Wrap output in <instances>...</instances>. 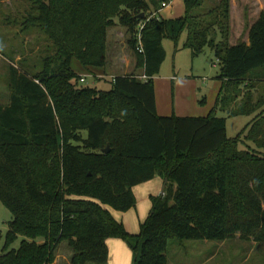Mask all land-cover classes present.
I'll return each mask as SVG.
<instances>
[{
  "label": "trees",
  "instance_id": "1",
  "mask_svg": "<svg viewBox=\"0 0 264 264\" xmlns=\"http://www.w3.org/2000/svg\"><path fill=\"white\" fill-rule=\"evenodd\" d=\"M25 1L20 32L38 31L46 44L32 72L8 67L0 104V202L11 214L0 264H52L61 243L70 264H106L108 238L126 243L132 264H167L170 241L264 242V11L247 42L230 44L229 0L203 10L204 0H182L183 15L169 19L157 15L167 0ZM114 18L140 73L115 75L108 90L77 85L73 61L86 72L104 67ZM182 34L180 48L193 58L207 47L219 65L206 116L155 111L162 41L176 52ZM236 116L249 121L227 137L226 118ZM156 176L163 193L149 196L146 218L128 233L104 207L133 208L132 187Z\"/></svg>",
  "mask_w": 264,
  "mask_h": 264
},
{
  "label": "rangeland",
  "instance_id": "2",
  "mask_svg": "<svg viewBox=\"0 0 264 264\" xmlns=\"http://www.w3.org/2000/svg\"><path fill=\"white\" fill-rule=\"evenodd\" d=\"M217 0H204L203 6L199 10L206 9L216 3ZM171 3L181 10L183 14L182 0H172ZM170 3V4H171ZM28 9V3L25 0H0V104H6L9 98V89L7 85L8 67L13 65L18 69L26 67L32 72L38 68V57L44 53L46 42L44 37L35 30L28 33L20 32V16ZM261 11H264V0H229V38L228 42L234 44L238 40H245L247 29L251 21ZM115 23L117 19L114 18ZM118 31L123 34L116 46L114 42V33ZM185 34H182L179 40V47L184 40ZM128 36L125 29L119 23L107 29L106 39V62L102 68H91L89 72L77 69L78 65L73 61V67L78 71V79L83 78L84 82L77 81V85L92 86L99 90H108L110 82L115 75L121 74H139L140 69L136 68V59L126 43ZM113 46V47H112ZM162 46L165 51V59L161 64L162 75H169L174 68L179 71L181 78V100L190 104L187 98H183L191 88L196 92L200 88L201 96L211 86L219 73V65L216 57L209 48L191 57L188 50H173V44L169 40H163ZM24 59L19 65V59ZM113 58V65H112ZM204 78L205 81H202ZM212 91L207 92L208 101L213 103ZM179 96V97H180ZM180 101V99L178 98ZM209 105V107L211 106ZM218 117H225L219 110L215 113ZM249 121V117L236 116L226 118V135L234 137ZM252 147L253 144L247 142ZM240 147L244 148L243 145ZM149 207L142 210V219L135 221L137 231L139 225L146 218ZM11 219L10 212L0 202V250L5 242V235L8 229L7 223ZM123 244L124 241L117 239ZM19 239L15 240L10 248L18 246ZM124 247V246H123ZM107 248V247H106ZM168 264H264V242L256 243L249 240L240 239L235 236L233 239L225 241H193L185 240L181 244L170 241L168 244ZM125 253L128 254L126 248ZM56 264H67L69 250L65 244H60L56 249ZM129 258L125 261L124 256L119 252H110L107 249L106 264H131Z\"/></svg>",
  "mask_w": 264,
  "mask_h": 264
},
{
  "label": "crops",
  "instance_id": "3",
  "mask_svg": "<svg viewBox=\"0 0 264 264\" xmlns=\"http://www.w3.org/2000/svg\"><path fill=\"white\" fill-rule=\"evenodd\" d=\"M180 13H181V10H179L178 7L176 8L175 5L171 3L168 7L162 8L161 10H159L157 15L161 18L169 19V18H176V17L182 16L183 14L181 15ZM183 13H184V6H183ZM257 16L251 21L250 24H252L256 20ZM120 36H121V40H123L122 39L123 34L121 32L116 31L114 33V42L116 46H118L117 42L119 41ZM106 39H107V36H106ZM244 41L247 42V39H245ZM178 49H182V48L178 47ZM112 65H113V58H112ZM161 70L162 68L160 67L159 73L153 77L155 111L158 116H170V115L206 116L209 113V111L213 109L215 100H216V97H217V94L219 92L221 82H222V80L217 79V76H216V80H214L212 83L211 90L207 89L206 91V93L208 92L209 94H210V91H212L211 92L212 98H213L212 105L210 104V101H208L207 99L208 95L204 92L203 96H201L199 87H197L196 92H194V90L191 88V86L193 85V80L187 79V82L191 81L192 83L190 85L189 92H187V94L183 96L184 99L187 98L188 101L190 102V104L186 106V103L183 101V99L181 100V96H180V93L184 89V87H182L180 84L181 78H179L178 76L179 71L177 70L175 71V69L173 68L171 74L162 75ZM172 77H174V79H172ZM202 81H205L204 78L202 79ZM258 81H259L258 83H264V79H262L261 82H260V79ZM178 98L180 99V101L178 100ZM209 105L211 106L209 107ZM216 111H218L217 108L215 109V113ZM165 183H166L165 179H163L160 176H156L148 181H145V182H142L140 184L133 186L132 192L135 197V206L125 212H118L107 206H105L104 208H106L109 211L111 216L116 221L120 222L123 225V227L128 233L136 234L138 231H137V226H136L135 221L138 220V223H139V219H142L141 218L142 210L145 207L147 208L149 207L150 209L149 196L161 195L163 193ZM117 239L118 238L106 239L105 245L107 249L110 252L121 253L124 256L125 261L129 258V254H130V260H131L130 263L132 264V252L130 248L126 245L125 242H124L125 244H123L121 241ZM62 244L66 245V243H61V245ZM124 248H126L128 254L125 253L126 251H124ZM56 256L57 255L55 252V258L52 264H56V261H57ZM69 257H70V251L68 254L67 264H70ZM166 257H167V264H168L169 262L168 251H167Z\"/></svg>",
  "mask_w": 264,
  "mask_h": 264
},
{
  "label": "built area",
  "instance_id": "4",
  "mask_svg": "<svg viewBox=\"0 0 264 264\" xmlns=\"http://www.w3.org/2000/svg\"><path fill=\"white\" fill-rule=\"evenodd\" d=\"M171 1H172V0H167L166 2H163V3L161 4L162 8H166V7H168V6L170 5ZM160 10H161V9H160ZM143 26H144V22H140V23L135 27V38H136V41H137V47H136V49H137V51H138L139 53L142 52L141 38H140V30L143 28ZM138 78H139L140 80H146V76L143 75V74L140 75ZM172 79H174V77H172ZM79 81H80L81 83H83V82H84V79H83V78H80Z\"/></svg>",
  "mask_w": 264,
  "mask_h": 264
},
{
  "label": "water",
  "instance_id": "5",
  "mask_svg": "<svg viewBox=\"0 0 264 264\" xmlns=\"http://www.w3.org/2000/svg\"><path fill=\"white\" fill-rule=\"evenodd\" d=\"M107 151V149H104L102 152H106Z\"/></svg>",
  "mask_w": 264,
  "mask_h": 264
}]
</instances>
